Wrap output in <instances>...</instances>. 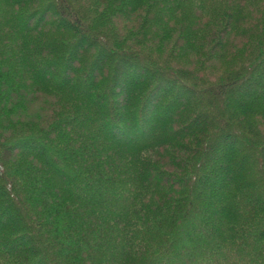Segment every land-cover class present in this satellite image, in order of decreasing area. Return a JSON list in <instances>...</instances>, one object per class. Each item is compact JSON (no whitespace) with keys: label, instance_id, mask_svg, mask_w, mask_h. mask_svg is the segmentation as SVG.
Instances as JSON below:
<instances>
[{"label":"trees","instance_id":"trees-1","mask_svg":"<svg viewBox=\"0 0 264 264\" xmlns=\"http://www.w3.org/2000/svg\"><path fill=\"white\" fill-rule=\"evenodd\" d=\"M0 264H264V0H0Z\"/></svg>","mask_w":264,"mask_h":264},{"label":"rangeland","instance_id":"rangeland-1","mask_svg":"<svg viewBox=\"0 0 264 264\" xmlns=\"http://www.w3.org/2000/svg\"><path fill=\"white\" fill-rule=\"evenodd\" d=\"M50 15H51V13H47V14H46L45 17H46L47 20H49ZM82 47H85V45H83ZM79 91H80V89H79ZM80 92H81V91H80ZM81 93H82V92H81ZM196 96H197V95H196ZM242 145H243V144H242V142L240 141L239 146H242ZM207 166H212V165L208 163ZM77 188H79V184H78V183H77Z\"/></svg>","mask_w":264,"mask_h":264}]
</instances>
